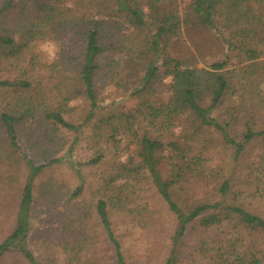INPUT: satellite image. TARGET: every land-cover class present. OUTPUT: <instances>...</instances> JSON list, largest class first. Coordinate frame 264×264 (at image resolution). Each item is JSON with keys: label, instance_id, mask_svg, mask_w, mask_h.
<instances>
[{"label": "trees", "instance_id": "trees-1", "mask_svg": "<svg viewBox=\"0 0 264 264\" xmlns=\"http://www.w3.org/2000/svg\"><path fill=\"white\" fill-rule=\"evenodd\" d=\"M8 72L0 264H264V0H0Z\"/></svg>", "mask_w": 264, "mask_h": 264}, {"label": "rangeland", "instance_id": "rangeland-1", "mask_svg": "<svg viewBox=\"0 0 264 264\" xmlns=\"http://www.w3.org/2000/svg\"><path fill=\"white\" fill-rule=\"evenodd\" d=\"M190 1V0H188ZM33 49L36 53V55L39 57V59L46 63V64H50L53 62L56 52L58 50V44L55 42H39L36 41L33 43ZM223 57H221V55H215V56H208L206 59V62L208 64V66H210L211 64H213L214 62L217 61H221ZM203 65V64H201ZM200 65V66H201ZM20 77L18 74L16 73H12V72H8V73H1L0 74V82L3 83H7V84H17L20 82ZM111 99V95L109 93H107L106 95V101H110ZM136 105V101L134 99H124L122 102V107L123 110L126 112H131L133 111L134 107ZM131 155L133 159H137L138 158V151L137 148L133 147L131 149ZM65 173H67V170L65 171ZM68 174V173H67ZM42 219H38L37 221V226H41L40 227V232L41 235L43 236L42 238L40 237L41 241L46 240V243L53 245V243L60 237V230H59V225L55 224L56 222H49L46 219V216L43 215V217H41ZM47 229V230H46ZM46 230V232L44 233L43 231Z\"/></svg>", "mask_w": 264, "mask_h": 264}]
</instances>
